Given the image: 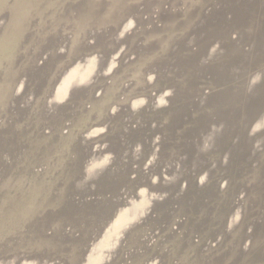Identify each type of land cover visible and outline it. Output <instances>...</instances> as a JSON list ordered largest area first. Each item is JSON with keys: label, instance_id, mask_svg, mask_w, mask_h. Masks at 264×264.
Returning a JSON list of instances; mask_svg holds the SVG:
<instances>
[{"label": "rangeland", "instance_id": "obj_1", "mask_svg": "<svg viewBox=\"0 0 264 264\" xmlns=\"http://www.w3.org/2000/svg\"><path fill=\"white\" fill-rule=\"evenodd\" d=\"M69 1L0 0V264H264V0ZM248 16L229 53L187 39Z\"/></svg>", "mask_w": 264, "mask_h": 264}, {"label": "bare ground", "instance_id": "obj_2", "mask_svg": "<svg viewBox=\"0 0 264 264\" xmlns=\"http://www.w3.org/2000/svg\"><path fill=\"white\" fill-rule=\"evenodd\" d=\"M200 1H203V0H199V2ZM255 1L257 2V0H228L227 3H229L230 6L234 8L235 5H237V4L240 5V3L242 4V6L243 5H246L248 7V5H252V2H255ZM69 2H71V4L69 6H73V7L75 6V10H76V8H78L79 11L83 12V8L82 7H78L79 3L82 2V0H70ZM148 2H149V0H92L91 3H90V5L87 7L85 13H87L89 15L90 19L91 18L93 19V18H96L97 16H99L100 14H102L103 12H106L109 15V17L110 16L112 17V19H114L116 21L121 19V21L122 22L124 21L125 22V25H127L130 21H132V22L135 21L136 22V21L141 20L140 18L145 19L146 17H148V14H145L144 13V11H145V8L144 7H145V5L147 6V3ZM256 2H255V4H256ZM258 2H259V0H258ZM227 3H223V4L227 5ZM257 7H258V5H257ZM124 8H127V10H126L127 12L125 14L121 12V11H123ZM137 8H140V10H137ZM134 9H135V11H134ZM216 9H217V7H216ZM221 10L219 9V11H218L219 13L216 14V17H221V16L224 17L225 16L224 15L225 12H222ZM233 10L236 11V9H233ZM227 11H228V8H227ZM84 15L85 14H83L81 17L84 18L83 17ZM70 16H72V15H70ZM70 16H69V18L71 19ZM233 16H236V15H233ZM86 17L88 18V16H86ZM90 19H88V20H90ZM164 21H168V19H164ZM231 23L232 24H230V28L229 29L223 28V29H220V30L219 29L216 30L214 27H211L208 24L203 25L198 30H196L191 36H188L187 39H190L193 42H197V41L198 42L199 41L202 42V41H205L206 44H208V45H210V44L214 45V48H218L221 51L224 50L225 52L223 51V53H229L232 49H234L235 47L238 46L237 44H239V43H243L244 44L247 41V39H248L247 36H249L250 29L252 28V25L254 26L253 17H251V16H248V17H246L244 19H234V21L231 22ZM238 24H241L243 26L240 27V26H238ZM206 27L209 28V32H205V31L203 32V30ZM236 27L238 28L237 33L239 34V38H241L239 42H233V40L231 39L232 30L234 28H236ZM202 37H204L203 38L204 40H201ZM262 46H264V44H262ZM199 51L200 50L198 49L197 52H199ZM211 51H212V49L210 47L208 49L206 48L205 50H202V52H204V53H203V56H202L201 61L211 71L210 77L207 78L208 79V84L207 85L210 88L216 89L218 87L217 86V83L219 82V80H223L225 82H229L227 80H229L231 78V76L230 75H225L224 77H222L221 79H219L217 77V75H213L212 74V70L214 68H211L208 65V62L206 60L207 57L208 58H212L211 57L212 56L211 55ZM214 59H215V56H214ZM179 60H181V59H179ZM186 60L190 61V62H187V64H186V65H189L194 59H193V56H191V57H183V60L181 62L184 63V62H186ZM178 62H180V61H178ZM201 77L203 78L205 76H201ZM201 77H199L197 79L196 83H192V84L193 85L198 84V81L201 79ZM227 85H231V83H228ZM259 86L260 85H257L256 87H253L252 90L253 91L256 90L257 92H261L263 86H260V87ZM227 91H228V89L225 88L223 90V92H219V93L214 92V93H216L217 95L219 94L220 96H226V95H228V92ZM214 93H213V95H211V97L213 99H217V98H214ZM231 94L232 93L230 92V95ZM235 96H238V94L234 93L232 95V97H235ZM232 109H233L232 106H226L224 108V110L222 111V113H221V115H222L221 120H222L223 125L228 120L229 121L232 120V118H233L232 115H231L232 114L231 113L232 112ZM235 112H236V110L234 111V113ZM195 118H197V116H195ZM194 122H195V120H194ZM194 122H189L188 120H186V116H184L182 118V116L180 115V116H178L175 119V121L173 122V124L186 123V124H188L191 127V131L190 132H192L193 130H195V128L197 126V125H195ZM192 124H194V125L191 126ZM231 124L229 125V129H230ZM222 126H220V128H219L216 125L215 122H211V123L208 124L207 129L205 130V132L203 134L206 135V134H208V133H210L212 131H217V128H218V132L220 134L221 129H222ZM171 130H173V129H171ZM225 134L226 135H229V132H227V130H225ZM205 135H202V136H205ZM76 160H77L78 163H83L84 162V158L77 157ZM85 177H87V176H85ZM36 178L37 177L34 178V180L36 181V182H34V185L35 186H36V184H37V182L39 180V179H36ZM66 185H69L68 182L66 183ZM0 191H3V193H4L5 192V189L4 188L3 189H0ZM8 212H10V211H8ZM30 238H31V236H30ZM220 251H221L220 248H218L215 251V253L216 252L219 253ZM190 253H193V249L188 248L187 251H186V253H185V255L186 256H189ZM209 258L210 259L208 261H210V262L214 259L213 257H212L213 259L211 257H209ZM210 262H207V264L208 263L211 264ZM231 262H233V261L231 260Z\"/></svg>", "mask_w": 264, "mask_h": 264}]
</instances>
